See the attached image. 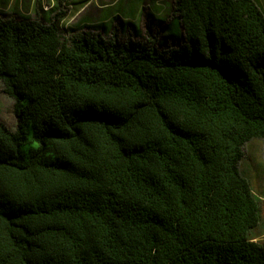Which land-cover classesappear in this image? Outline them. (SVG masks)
Masks as SVG:
<instances>
[{"label":"trees","instance_id":"trees-1","mask_svg":"<svg viewBox=\"0 0 264 264\" xmlns=\"http://www.w3.org/2000/svg\"><path fill=\"white\" fill-rule=\"evenodd\" d=\"M183 42L0 16V264H264V11L175 0ZM31 129V137L30 135ZM24 146H27L26 150ZM263 196V195H262Z\"/></svg>","mask_w":264,"mask_h":264},{"label":"rangeland","instance_id":"rangeland-1","mask_svg":"<svg viewBox=\"0 0 264 264\" xmlns=\"http://www.w3.org/2000/svg\"><path fill=\"white\" fill-rule=\"evenodd\" d=\"M89 0H0V16L7 18L23 19L30 18L42 23H47L58 11L64 13L60 21V26L64 35H69L76 31H87L90 33H100L103 37H109L114 32L122 40L132 38L133 40L146 42L151 34L157 38V46L160 50H168L182 43L183 30L179 23V18L174 11L175 0H143L142 15L136 19H141L138 29L129 26V22L123 24L119 15L121 14L123 2L115 0L110 8L117 16L114 17V24L108 33H104L103 23L99 19H86L90 10L96 7L94 0L85 11L77 13L78 8L86 4ZM98 6H102L109 0H97ZM128 2L130 0H127ZM264 11V0H256ZM158 10V11H157ZM132 21V20H130ZM13 102L2 91L0 85V121L9 127H13L15 119L12 112ZM31 137V129L30 135ZM27 146H24L26 150ZM244 159L241 162L243 173L249 178L255 192L262 197V224L258 232L257 241L264 242V154L263 143L255 139L249 142L244 148ZM263 195V196H262Z\"/></svg>","mask_w":264,"mask_h":264},{"label":"crops","instance_id":"crops-1","mask_svg":"<svg viewBox=\"0 0 264 264\" xmlns=\"http://www.w3.org/2000/svg\"><path fill=\"white\" fill-rule=\"evenodd\" d=\"M94 0H89L86 4L78 8L77 13H81L82 11H85L86 8L89 7V5L93 2ZM111 1V0H109ZM115 0H112L111 2H107L103 4L102 6H98V1L96 0V7L91 9L90 14L86 15V19L90 18H96L102 21L103 23V28L104 33H108L109 29L111 30V26L114 24V17L117 16V14L114 11H110V8ZM124 0H119V2H123ZM143 5L144 2L143 0H130L129 2L127 0L124 1L122 5V10L121 14L119 15L120 20L123 21V24H126L129 22V26L131 25L132 27L138 29L141 23V19L139 22V18L142 15L143 12ZM158 11V10H157ZM139 16L138 19L136 17ZM132 20V21H130Z\"/></svg>","mask_w":264,"mask_h":264}]
</instances>
